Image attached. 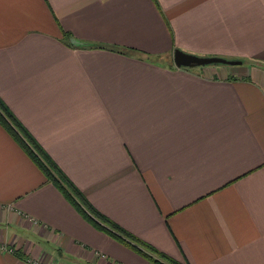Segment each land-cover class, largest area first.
Segmentation results:
<instances>
[{
	"label": "crops",
	"instance_id": "0c3cea01",
	"mask_svg": "<svg viewBox=\"0 0 264 264\" xmlns=\"http://www.w3.org/2000/svg\"><path fill=\"white\" fill-rule=\"evenodd\" d=\"M176 48L241 63L177 66ZM0 96L135 235L189 264H264V0H0ZM0 264L158 263L0 122Z\"/></svg>",
	"mask_w": 264,
	"mask_h": 264
},
{
	"label": "trees",
	"instance_id": "16d2710c",
	"mask_svg": "<svg viewBox=\"0 0 264 264\" xmlns=\"http://www.w3.org/2000/svg\"><path fill=\"white\" fill-rule=\"evenodd\" d=\"M62 34L64 40L68 41V43L71 45H90L73 44L71 42V37L73 36L69 31L63 30ZM108 46L121 52H126V50L138 51V49L132 46H120L117 44H110ZM0 122L10 131V133L15 137V139H17L26 152L39 165L47 178L52 180L61 189L65 196L77 207V209L95 226L104 230L117 240L128 245L140 254L158 264H164L160 259L171 262L172 264H189L187 262H181L169 254L159 250L151 243L143 240L96 209L72 182V180L66 175V173L52 159V157L32 135L28 128L21 122L17 115L9 108L1 96ZM153 255H156L159 259L155 258Z\"/></svg>",
	"mask_w": 264,
	"mask_h": 264
},
{
	"label": "water",
	"instance_id": "95a60500",
	"mask_svg": "<svg viewBox=\"0 0 264 264\" xmlns=\"http://www.w3.org/2000/svg\"><path fill=\"white\" fill-rule=\"evenodd\" d=\"M71 42L76 45L89 44L88 41L80 40L75 37H71ZM173 61L175 65L184 66V67H195L200 65L217 64V63H227V64L241 63L240 59L226 58L219 55H200L196 53L187 52L179 48L174 49Z\"/></svg>",
	"mask_w": 264,
	"mask_h": 264
},
{
	"label": "rangeland",
	"instance_id": "374dc122",
	"mask_svg": "<svg viewBox=\"0 0 264 264\" xmlns=\"http://www.w3.org/2000/svg\"><path fill=\"white\" fill-rule=\"evenodd\" d=\"M222 64H227V63H222ZM228 65H230V64H228ZM232 65H238V64H232ZM132 249V248H131ZM137 252V251H136ZM139 253V252H138ZM142 255V254H141ZM155 258H157V256L156 255H153ZM157 259H159V258H157ZM164 264H172L171 262H168V261H165V260H163V259H160ZM153 261V260H152Z\"/></svg>",
	"mask_w": 264,
	"mask_h": 264
}]
</instances>
